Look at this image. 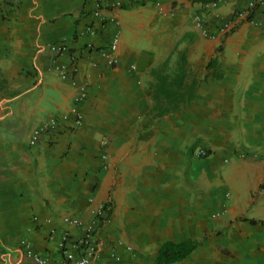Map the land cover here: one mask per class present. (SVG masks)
I'll return each instance as SVG.
<instances>
[{
  "label": "crops",
  "instance_id": "1",
  "mask_svg": "<svg viewBox=\"0 0 264 264\" xmlns=\"http://www.w3.org/2000/svg\"><path fill=\"white\" fill-rule=\"evenodd\" d=\"M111 1L102 28L91 0H0V264H37L25 244L60 264V231L81 235L63 218L90 221L109 202L91 264H156L164 243L188 240L196 248L174 264H264V0L226 36L217 27L249 0ZM117 32L110 65L88 46L107 50ZM184 50L201 76L213 58L220 78L201 82L189 107L146 118L149 70L169 56L174 67ZM81 84L82 125L70 117L30 146L32 129L68 112Z\"/></svg>",
  "mask_w": 264,
  "mask_h": 264
},
{
  "label": "built area",
  "instance_id": "2",
  "mask_svg": "<svg viewBox=\"0 0 264 264\" xmlns=\"http://www.w3.org/2000/svg\"><path fill=\"white\" fill-rule=\"evenodd\" d=\"M12 1L18 3L21 0ZM91 4L92 8L89 14L91 15L92 20H97L100 23L102 28L108 22L114 20L113 9L118 7L117 3H113L111 0H91ZM212 4L216 5L215 3ZM261 4H263V0H249L244 10L235 12L230 21L217 27L216 33L219 34L218 36H226V34L230 33L238 24L249 21L251 14H253ZM194 25L202 37L213 39L212 37L214 36L209 33L203 21L197 16L194 19ZM87 32L89 34H95V26L90 24ZM119 45L120 33L117 32L112 37L107 50H100V48L95 49L92 44L88 46V49L101 55L110 65H113L118 58ZM64 49H66L64 43L53 44L50 46V51L55 55L61 54ZM66 77L67 70L64 69L61 78L65 79ZM88 94L87 85L81 84L77 86L74 95V102L70 110L57 117L48 118L38 126L34 127L30 132L29 145L36 146L43 138L51 139L52 136L60 130L62 126L61 123L68 121L70 117L73 118L74 127H80L83 123V113L79 110V106L87 100ZM207 153L206 150L199 149L197 151V156L206 157ZM106 221L107 214L104 207L99 208L95 217L90 221H83L79 218L70 216L64 217L63 223L68 227L81 230V235L75 236L70 230L60 231V239L57 242L58 250L62 256L60 264H91L97 254L98 234ZM53 233L54 231L51 232V239ZM25 247L26 256L29 259L37 264H47V258L35 254L27 244H25ZM117 262L118 257L112 255L111 264H116Z\"/></svg>",
  "mask_w": 264,
  "mask_h": 264
},
{
  "label": "trees",
  "instance_id": "3",
  "mask_svg": "<svg viewBox=\"0 0 264 264\" xmlns=\"http://www.w3.org/2000/svg\"><path fill=\"white\" fill-rule=\"evenodd\" d=\"M192 4H212L219 0H189ZM193 37H191V40ZM171 57L149 70L147 83L152 101V108L146 118L160 120L166 116L174 115L189 107L195 100L201 82L213 78H220L212 74L214 59L210 58L205 67V74L192 68L188 60V51L184 50L177 56L176 64L171 65ZM210 153H208L209 155ZM207 155V156H208ZM107 220L110 218L113 205L111 202L104 206ZM197 242L188 240L179 244L164 243L159 250L156 264H174L184 260L196 248Z\"/></svg>",
  "mask_w": 264,
  "mask_h": 264
},
{
  "label": "rangeland",
  "instance_id": "4",
  "mask_svg": "<svg viewBox=\"0 0 264 264\" xmlns=\"http://www.w3.org/2000/svg\"><path fill=\"white\" fill-rule=\"evenodd\" d=\"M196 54V53H195ZM192 55V54H191ZM199 66V65H198ZM196 154H197V152H196ZM199 158H200V156H198Z\"/></svg>",
  "mask_w": 264,
  "mask_h": 264
}]
</instances>
